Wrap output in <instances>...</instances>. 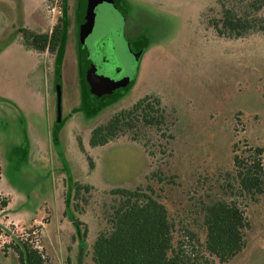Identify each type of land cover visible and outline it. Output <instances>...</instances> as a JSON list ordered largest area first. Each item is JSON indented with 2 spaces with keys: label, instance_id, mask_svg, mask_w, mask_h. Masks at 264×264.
Returning a JSON list of instances; mask_svg holds the SVG:
<instances>
[{
  "label": "rangeland",
  "instance_id": "1",
  "mask_svg": "<svg viewBox=\"0 0 264 264\" xmlns=\"http://www.w3.org/2000/svg\"><path fill=\"white\" fill-rule=\"evenodd\" d=\"M61 3L0 0V201H7L0 205V264H17L10 247L17 236L37 246L46 264H94L91 245L108 228L109 191L147 184L166 205L176 237L187 226L203 239L200 203H237L250 223L246 246L216 264H264V192L249 198L228 187L236 185L234 145L262 147L264 166V34L217 37L205 23L217 0H98L82 44L88 4L66 0L68 39L54 87L55 54L25 48L18 29L50 32ZM86 51L97 74L130 80L101 96L89 93ZM146 94L158 95L174 118L169 157L159 162L153 148L150 158L125 136L90 145L94 126ZM158 165L162 182L149 178ZM70 180L93 187L74 212L84 236L63 213Z\"/></svg>",
  "mask_w": 264,
  "mask_h": 264
},
{
  "label": "trees",
  "instance_id": "2",
  "mask_svg": "<svg viewBox=\"0 0 264 264\" xmlns=\"http://www.w3.org/2000/svg\"><path fill=\"white\" fill-rule=\"evenodd\" d=\"M62 11L50 32H35L18 29L22 44L27 49L55 54V86L61 82V68L68 39L69 20L66 0H61ZM219 9L205 16L206 26L217 37L242 38L252 33L264 34V0H217ZM82 21H79V24ZM79 32V31H78ZM81 69L82 57L77 53ZM80 75V74H79ZM63 122L60 121V125ZM174 118L168 106L156 94H146L130 106L112 114L106 121L94 126L90 132V145H102L125 136L139 141L150 158L158 154L170 156L173 140ZM232 178L240 194L255 198L264 192L263 149L249 146L235 149L233 146ZM153 148H155L156 153ZM238 151H242L238 153ZM248 152L246 155L243 152ZM149 178L165 180L160 166L153 168ZM71 181V182H70ZM64 197V215L80 231V220L74 212H81L87 204L93 187L70 180ZM111 204L105 212L107 229L100 230L92 245L91 259L94 264H216L227 263L246 246L245 232L250 223L243 209L234 201L215 199L200 203L203 239L197 231L187 226L179 230L176 237L175 223L151 184L135 189L115 188L109 191ZM0 205L6 207L7 201ZM11 249L16 254L17 264H46L47 260L37 246L29 244L27 238L14 237Z\"/></svg>",
  "mask_w": 264,
  "mask_h": 264
},
{
  "label": "water",
  "instance_id": "3",
  "mask_svg": "<svg viewBox=\"0 0 264 264\" xmlns=\"http://www.w3.org/2000/svg\"><path fill=\"white\" fill-rule=\"evenodd\" d=\"M98 0H86V5L88 4L86 8V13L83 18V21L81 22L80 28H79V36H80V42L84 44V40L87 38V36L92 32L94 27V7ZM85 60L89 63V58H85ZM85 68V67H84ZM95 67L92 69H88L85 72V80L89 88V93L95 95V96H101L106 93H110L113 89L120 87L127 83L130 78L128 76H123L120 78L112 79L110 77H107L105 75H96ZM95 76V77H94ZM92 77H94L96 80H93ZM60 90L57 89L56 94V108H57V114L59 116L60 112V106H61V94Z\"/></svg>",
  "mask_w": 264,
  "mask_h": 264
},
{
  "label": "flooded vegetation",
  "instance_id": "4",
  "mask_svg": "<svg viewBox=\"0 0 264 264\" xmlns=\"http://www.w3.org/2000/svg\"><path fill=\"white\" fill-rule=\"evenodd\" d=\"M88 37V36H87ZM86 40V39H85ZM85 40H84V43H85ZM87 52V54L85 55V56H87V58H89V52L88 51H86ZM90 62H89V64L87 65L86 64V68H85V71H87L88 69H92L93 67H95L96 69H95V72H94V74H96V75H98L97 74V67H96V65H95V63H93L91 60H89ZM102 61L104 62V63H107L108 61L106 60V58H103L102 59ZM117 71H118V69H116ZM95 77V76H94ZM94 77H92V79L93 80H96ZM112 79H116V78H112ZM85 80V72H84V76H83V81ZM85 84H86V86L89 88V86H88V84H87V82L85 81Z\"/></svg>",
  "mask_w": 264,
  "mask_h": 264
}]
</instances>
